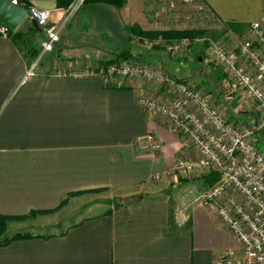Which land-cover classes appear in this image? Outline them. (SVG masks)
<instances>
[{"label":"crops","instance_id":"1","mask_svg":"<svg viewBox=\"0 0 264 264\" xmlns=\"http://www.w3.org/2000/svg\"><path fill=\"white\" fill-rule=\"evenodd\" d=\"M25 1L48 9L54 23L66 16L72 0ZM144 1L125 0L121 7L82 3L65 19L47 66L84 67L117 53L147 51L131 39L133 26L152 28ZM185 3L203 5L221 24L218 34L225 39L245 36L252 21H264V0ZM206 47L203 43L198 51ZM28 55L10 35L0 34V215L48 214L64 199L78 197V203L86 201L84 206L94 212L48 234L5 241L3 229L0 264H215L218 253L238 245L213 209L194 200L196 187L169 196L168 188L152 183L176 157L196 156L163 116L144 112L136 101L141 89L165 95L164 88L140 80L116 78L105 84L97 76L43 71L26 76ZM193 58L189 52L180 60L165 55L161 61H148L161 63L168 72L169 67L189 72V79L213 94L229 121L251 127L249 109L227 90L218 66L210 62L207 73L195 74L194 68L179 64ZM148 133L159 149L141 145L139 138ZM137 188L143 189L139 199L113 209L99 210L90 203L100 191L129 193Z\"/></svg>","mask_w":264,"mask_h":264},{"label":"built area","instance_id":"2","mask_svg":"<svg viewBox=\"0 0 264 264\" xmlns=\"http://www.w3.org/2000/svg\"><path fill=\"white\" fill-rule=\"evenodd\" d=\"M17 2L16 0H12ZM200 9H205L200 5ZM49 10L30 6L27 17L34 19L44 33L42 51H51L59 40L63 22H49ZM0 34L7 30L0 27ZM158 41L146 40L148 47ZM190 39L179 38L165 44L172 60L183 58ZM144 43L142 45H144ZM144 47V46H143ZM238 51L209 40L207 58L226 77L227 90L239 103L254 106L257 118L251 127L231 122L224 110L203 86L193 80H179L159 63L120 61L88 67L83 72L63 75L97 76L105 84L116 77L140 79L160 85L167 97L143 92L137 103L146 113L163 116L172 130L183 136L195 151L194 158L179 157L168 168L170 175H204L216 171L219 180L199 191L194 200L213 209L217 219L236 239L238 245L221 251L215 264H264V152L256 146V133L264 129V21L249 24L247 34L238 42ZM34 62L26 72L33 75ZM61 75V74H58ZM143 147L159 149L152 133L139 138Z\"/></svg>","mask_w":264,"mask_h":264},{"label":"rangeland","instance_id":"3","mask_svg":"<svg viewBox=\"0 0 264 264\" xmlns=\"http://www.w3.org/2000/svg\"><path fill=\"white\" fill-rule=\"evenodd\" d=\"M85 1L86 0H72L66 8V16L61 21H58V22H63V25H64L65 19ZM186 1L187 0H145L144 1L145 11H147L148 13V15L147 14L146 15H147L148 21L150 22V27L152 28H150L149 30H142L136 25L133 26V30L135 32L132 34L131 39L141 44H143L146 40L158 41V42L154 43L150 47H148V45L144 43V45H142V48L147 51H126V52L117 53L115 54L116 56L112 58H120V55L125 54L129 57V59L125 61L136 60V61H142L145 63H156V62H150L148 60L157 61V59L160 60V58H157L158 56L159 57L162 56V58L165 57L166 55L165 49L164 51H151V50L155 48H164L165 44L170 42L167 40L165 41V39L188 38L191 41L190 48L192 47L194 51H187L186 55H188V53L191 52V55L194 57L193 58L194 62H190V60L189 61L187 60L186 62H182L179 64H183L187 68H192V69L194 68L196 70L195 74L196 73H202V74L207 73L206 71H208L209 70L208 68L211 67L209 66L211 61L207 57L205 58L204 53H206V51L205 52L198 51L200 50V46H202L203 43L207 44L209 40H212V41H218V42L224 43L232 48V45H235V43L238 42V39L243 37L244 35L241 37L239 36L238 38L237 37L231 38L227 36L226 38L228 39H225L223 33L218 34L220 33L219 30H220L221 24L211 19L210 16L205 13L204 9H200V5L195 4L194 6H191L193 4L189 3L191 6L190 7L187 3H185ZM124 5H125V2L122 4V6ZM28 25H31V21L28 17H26L23 20V22L16 28V31L17 30L22 31V35L16 39V44H18V46L24 53L29 54L28 55L29 56V59H28L29 66H31L34 62H36V65L34 67V72L43 71L44 73H47L50 75H58V74L63 75V74H68V73H78V72H83L88 67H96L98 63L102 62V61H99L97 64H94V65H91L89 63L88 65H85L84 67L75 66V67L66 68V69L63 68L61 65H58L57 67L55 66L48 67L47 65L49 64L48 63L49 58H47V54L51 53L52 50L45 51V52L42 51L41 43L43 39L45 38L44 33L41 31H40L41 33L40 32L25 33L24 32L25 27H27ZM181 32L191 33L192 38H190V36H187V35L177 36V34ZM163 33H165V37ZM173 34H175V36ZM205 37H208L207 38L208 40H206ZM59 39H60V34H59ZM197 55L198 57L203 56L204 57L202 58L203 60L201 59L199 61ZM179 64H176V66ZM169 68H170L169 69L170 74H172L174 77H176L179 80H183L187 78L189 79L192 76L187 71L181 72L179 67L178 68L169 67ZM116 78H120V77H116ZM121 79L126 80V78H122V77ZM138 80L140 79H132L129 81L132 82V81H138ZM150 84L151 86L153 84L158 88H162L160 85L156 83L150 82ZM142 85L143 84H140L141 88H142ZM165 93H166L165 95H158V94L157 95L162 96V97H167L168 93L166 91ZM139 94L140 92L138 93V95ZM243 106H247V109H249L247 111H249L250 113V116H251L250 119L255 120L257 118V115L255 113L254 106L250 105L249 103H246V104L244 103ZM250 119H249V122H250ZM245 122L248 123L247 121ZM256 146L258 147L260 151L264 152V129H262L259 132V135L256 141ZM179 157L189 158L188 156H186V154H182L181 156L176 157L174 161L177 160ZM170 165L166 168L164 174L158 173V174H155L154 177L152 178L153 180L152 183L156 184L158 187L162 186L164 188H168L169 196L174 195V190L175 192L179 190L180 192L183 193L182 189L184 191L186 190L188 191L189 189L193 190L196 187L195 188L196 190L195 195H196L199 191H203L207 188L205 187L203 183V178H204L203 175H194V174H192L191 176L190 175H187V176L186 175L184 176L170 175L168 174V168L170 167ZM142 190L140 188H137V189L132 190L129 193H122L118 191L116 192L114 191L101 192L100 191L97 195L94 196V200L91 201L90 203L92 205L96 204V209H99V210L113 209L123 204H127L131 201L139 199L140 196H142V193H143ZM78 199L80 198L79 197L76 199L68 198L59 209H57L56 211L52 213L33 214V215L26 216V217L18 218V219L6 220L5 225H4L6 232L4 233V236L6 238H11L16 235L28 236L31 234H48V233L54 232L60 229L61 227L65 226L66 222L68 223H70L69 221L72 222L80 214L86 215V214L94 212V210L87 209L89 207L88 205L84 206L87 203L86 201L82 203L81 202L78 203ZM63 218L66 220H63L62 222L59 221ZM52 224L53 226H51Z\"/></svg>","mask_w":264,"mask_h":264},{"label":"trees","instance_id":"4","mask_svg":"<svg viewBox=\"0 0 264 264\" xmlns=\"http://www.w3.org/2000/svg\"><path fill=\"white\" fill-rule=\"evenodd\" d=\"M16 1H17V3L22 4L23 6H25L27 9H29V7L31 6V4L28 3L25 0H16ZM88 1L106 2V3L112 4V5L117 6V7H121L122 4L125 2V0H88ZM61 3H62V1L58 0V4H61ZM24 32L25 33H31V32H37L38 33V31L36 29L32 28V25H28L27 27H25V31ZM41 32H42V30H41ZM7 34L10 35L12 40L16 43V39L19 38L22 35V31H18V30L17 31L15 30V31H12V32L11 31H7ZM163 35L165 37V33H163ZM173 35L175 36V34H173ZM184 35L190 36V38H192V34L188 33V32H183V33L181 32V33L177 34V36H184ZM197 57H198V55H197ZM127 59H129V57L127 55L123 54V55H120V58L108 59V60L102 61L101 63L102 64L114 63V62L125 61ZM258 135H259V133L258 134L256 133L254 135L256 137V140H257ZM203 177L202 178H203V183H204L205 187H211L219 180V175H218V173L216 171H211V172H209L207 174H204ZM69 195H71V194H69ZM65 201L66 200L64 199L61 204H63ZM18 218H21V217H10V216L0 215V233H1V231L3 229H5L4 225H5V221L6 220L18 219ZM22 237H25V236L16 235L14 237L5 239V241H9L11 239L22 238Z\"/></svg>","mask_w":264,"mask_h":264},{"label":"water","instance_id":"5","mask_svg":"<svg viewBox=\"0 0 264 264\" xmlns=\"http://www.w3.org/2000/svg\"><path fill=\"white\" fill-rule=\"evenodd\" d=\"M27 15L28 9L22 4L13 2L12 0H0V27H3L7 31H15ZM31 25L38 32L42 30L34 19H31ZM201 59L202 57L199 56L198 60Z\"/></svg>","mask_w":264,"mask_h":264}]
</instances>
